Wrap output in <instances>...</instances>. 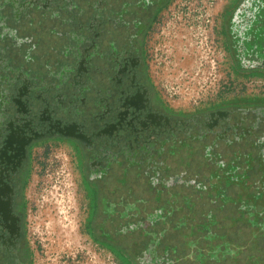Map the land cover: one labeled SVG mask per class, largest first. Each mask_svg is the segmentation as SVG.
<instances>
[{
    "label": "flooded vegetation",
    "instance_id": "obj_1",
    "mask_svg": "<svg viewBox=\"0 0 264 264\" xmlns=\"http://www.w3.org/2000/svg\"><path fill=\"white\" fill-rule=\"evenodd\" d=\"M172 0H0V264H31L35 149L81 157L96 244L120 264H264V102L185 112L148 74ZM237 70L264 71V0L227 20Z\"/></svg>",
    "mask_w": 264,
    "mask_h": 264
},
{
    "label": "rangeland",
    "instance_id": "obj_2",
    "mask_svg": "<svg viewBox=\"0 0 264 264\" xmlns=\"http://www.w3.org/2000/svg\"><path fill=\"white\" fill-rule=\"evenodd\" d=\"M242 0H172L158 14L146 55L160 99L185 112L264 102V71L237 70L227 20ZM84 168L68 142L35 149L25 186L31 264H120L89 228Z\"/></svg>",
    "mask_w": 264,
    "mask_h": 264
}]
</instances>
